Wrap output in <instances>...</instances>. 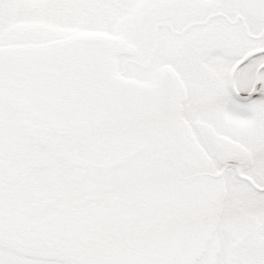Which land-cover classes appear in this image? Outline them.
<instances>
[{"label": "snow or ice", "instance_id": "obj_1", "mask_svg": "<svg viewBox=\"0 0 264 264\" xmlns=\"http://www.w3.org/2000/svg\"><path fill=\"white\" fill-rule=\"evenodd\" d=\"M0 264H264V0H0Z\"/></svg>", "mask_w": 264, "mask_h": 264}]
</instances>
